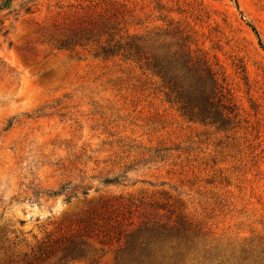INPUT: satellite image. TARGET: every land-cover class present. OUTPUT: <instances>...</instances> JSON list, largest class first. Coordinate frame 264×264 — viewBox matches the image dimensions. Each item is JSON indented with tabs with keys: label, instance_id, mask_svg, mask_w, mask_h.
Wrapping results in <instances>:
<instances>
[{
	"label": "rangeland",
	"instance_id": "obj_1",
	"mask_svg": "<svg viewBox=\"0 0 264 264\" xmlns=\"http://www.w3.org/2000/svg\"><path fill=\"white\" fill-rule=\"evenodd\" d=\"M89 1L15 0L0 11V264H115L119 245L95 238V262L59 252L36 260L108 198L128 205L136 227L174 221L154 202L182 203L200 228L189 264H221L224 254L264 264V48L251 28L264 47V0H117L134 11L129 33L172 21L207 54L239 109L226 132L184 120L134 65L43 37L49 18ZM210 247L221 254L204 259Z\"/></svg>",
	"mask_w": 264,
	"mask_h": 264
},
{
	"label": "trees",
	"instance_id": "obj_2",
	"mask_svg": "<svg viewBox=\"0 0 264 264\" xmlns=\"http://www.w3.org/2000/svg\"><path fill=\"white\" fill-rule=\"evenodd\" d=\"M14 1L1 0L0 11L11 10ZM32 6L25 7L26 14L31 13ZM133 12L126 2L92 0L52 16L40 31L59 51L88 50L94 59L134 65L143 74L158 80L165 101L177 107L184 120L226 132L230 121L239 117V109L232 90L207 54L196 48L189 33L178 24L170 29L172 21L167 29L151 34L129 33L127 21ZM251 28L264 48L258 32ZM104 183L114 185L118 179H105ZM63 191L61 188L42 194L56 198ZM154 206L169 208L174 221L146 222L136 227L128 221L129 207L121 198L100 199L77 219L75 230L53 241L36 260L59 252L60 261L95 262L96 255H92L95 250L88 243L95 238L100 244L119 245L115 264H189L198 253L199 226L187 219L180 202L172 205L154 202ZM216 254L221 252L210 247L204 249L203 258L212 260ZM224 258L221 264L224 261L229 264L232 257L224 254Z\"/></svg>",
	"mask_w": 264,
	"mask_h": 264
}]
</instances>
